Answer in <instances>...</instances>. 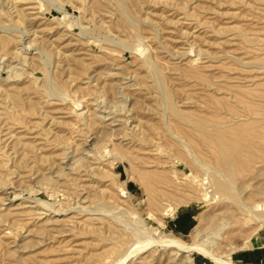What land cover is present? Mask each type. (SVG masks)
<instances>
[{"label":"rangeland","instance_id":"374dc122","mask_svg":"<svg viewBox=\"0 0 264 264\" xmlns=\"http://www.w3.org/2000/svg\"><path fill=\"white\" fill-rule=\"evenodd\" d=\"M122 1L127 21L116 0H0V264H119L152 235L124 264H176L161 236L223 221L217 253L264 264L235 258L264 253L239 206L264 192V1ZM220 145L233 195L208 199L200 183L229 178Z\"/></svg>","mask_w":264,"mask_h":264},{"label":"bare ground","instance_id":"6f19581e","mask_svg":"<svg viewBox=\"0 0 264 264\" xmlns=\"http://www.w3.org/2000/svg\"><path fill=\"white\" fill-rule=\"evenodd\" d=\"M110 1V0H109ZM112 1V0H111ZM117 1V3H118V8H119V10H120V12H121V17H123L124 18V20H126V7H125V5H124V3H122V2H124V1H122V0H116ZM264 1V0H263ZM115 3V2H114ZM116 4V3H115ZM114 4V5H115ZM116 6V5H115ZM65 14H66V12H64ZM122 18V19H123ZM67 20V19H66ZM127 21V20H126ZM125 21V22H126ZM128 21H129V19H128ZM126 23H128V22H126ZM130 24V23H129ZM12 25V24H11ZM131 26H133L132 24H131ZM4 27V26H3ZM134 28V27H133ZM2 29V28H1ZM6 29V28H5ZM137 29V28H136ZM135 29V30H136ZM2 30H4V29H2ZM135 33H137L136 31H135ZM138 33H139V31H138ZM138 33L136 34V36L138 35ZM22 34V33H21ZM140 34V33H139ZM133 36H135L134 35V33H133ZM138 36H141V35H138ZM138 36H137V38H138ZM2 38V37H1ZM134 38V37H133ZM137 38H136V40H137ZM140 38V37H139ZM4 39V38H3ZM2 39V40H3ZM134 40V39H133ZM142 40V39H141ZM7 41L6 40V38H5V40H3V41H1L0 40V45H1V43H2V46H5L4 45V43ZM4 42V43H3ZM136 42V41H135ZM6 43H8V42H6ZM9 44V43H8ZM106 44V43H105ZM141 44H142V41H141ZM24 45V44H23ZM135 45V44H134ZM137 45V44H136ZM135 45V47H139L140 46V44H138L137 46ZM142 46V45H141ZM1 47V46H0ZM25 47V46H24ZM137 48H135V49H137ZM142 48V47H141ZM129 49H132V48H129ZM134 50V49H133ZM137 50H139V49H137ZM130 51H132V50H130ZM135 51V50H134ZM138 53V52H137ZM3 58V57H2ZM44 60V59H43ZM145 60V59H144ZM26 62V61H25ZM44 63V62H43ZM10 64V63H9ZM153 65V64H152ZM155 66V65H154ZM9 67V66H8ZM152 67V66H151ZM10 69V68H9ZM8 70V69H7ZM15 71V70H14ZM154 71V70H153ZM152 71V72H153ZM11 72V71H10ZM159 72V71H158ZM157 72V73H158ZM154 73H155V71H154ZM13 75V71H12V73L10 74V76H8V77H13L12 76ZM157 75V74H156ZM159 75H160V73H159ZM14 78V77H13ZM157 78V77H156ZM153 79V78H152ZM161 79V78H160ZM160 82V81H159ZM160 84V83H159ZM48 88H50L49 87V85L47 86ZM51 89V88H50ZM158 90H159V88H158ZM54 89H51V92L52 93H54ZM49 93V92H48ZM62 93V92H61ZM121 100V99H120ZM124 108V107H123ZM127 108H128V106H127ZM110 109V108H109ZM115 110V109H114ZM116 110H118V109H116ZM124 110V109H123ZM104 111V110H103ZM130 111H132L131 109H130ZM122 112V111H121ZM128 113V112H127ZM109 115H111V114H109ZM109 115H105V116H102V117H99L100 119H105V118H107V116H109ZM120 116V115H119ZM119 119V118H118ZM116 121H119V120H113L111 123H114V122H116ZM117 123V122H116ZM120 123V122H119ZM109 127V126H108ZM198 128L201 130V129H203L201 126H198ZM114 131V130H113ZM114 133V132H113ZM143 135H141V134H135V135H133L132 134V136H133V139H136V140H139V141H142V142H144V143H146L145 141L147 140V138H149V136H146L147 134H145V133H142ZM125 136H127V134L125 135ZM129 136H131V135H129ZM150 140H151V137H150ZM151 141H153V140H151ZM148 144H150V141H149V143ZM220 149H221V153L223 154V156H224V162H223V164H224V168L226 169V172H227V174H228V176H229V178L226 176H224V175H221L220 173H218V172H212V174H213V180L210 182L211 184L209 185V186H207L206 184L207 183H209V181L207 182V181H202L201 183H200V185H202L204 188V191H205V193H204V195L206 196V197H209L208 199H210V197H211V199H219V196L217 197V194H220V193H224V194H229V195H233V193H232V189L234 188L233 186H232V181H235V176H234V173H233V169H232V166H233V164H232V162H231V160H230V156L228 155V153H227V149H226V146H224V145H220ZM91 150V149H90ZM218 151H220V150H218ZM88 153H90V152H88ZM175 156H177L176 154H175ZM178 157V156H177ZM191 157V159L193 160V162L196 164V165H198L200 168L202 167L201 166V163L199 162V160H195L196 159V157H194L193 155H191L190 156ZM119 158V157H118ZM117 159V158H116ZM121 159V158H120ZM168 160V159H167ZM179 160V159H178ZM165 162V161H164ZM161 163V162H160ZM163 163V162H162ZM163 168V167H162ZM215 169V168H214ZM166 170V169H165ZM203 170V169H202ZM216 170V169H215ZM178 171V170H177ZM181 171V170H180ZM178 173H179V171H178ZM181 173V172H180ZM185 173V172H184ZM184 173H183V175H184ZM208 174V173H207ZM211 174V173H210ZM179 175V174H178ZM175 176H176V174H175ZM180 176H182L181 174H180ZM223 176H224V178H223ZM212 178V177H211ZM179 179V178H178ZM174 180V179H173ZM177 180V179H176ZM180 180V179H179ZM186 181V180H185ZM174 182V181H173ZM178 182V181H177ZM180 182H182V181H180ZM176 183V182H175ZM179 183V182H178ZM177 183V184H178ZM180 184H184V183H180ZM188 184V183H187ZM175 185V184H174ZM185 185V184H184ZM192 185V184H191ZM40 186V185H39ZM179 186V185H178ZM177 186V187H178ZM191 187H193V185L191 186ZM174 188V187H173ZM181 188V187H180ZM179 188V189H180ZM183 188V187H182ZM202 188V187H201ZM176 189V188H175ZM178 189V190H179ZM181 190V189H180ZM190 190V189H189ZM184 191V190H183ZM182 191V192H183ZM264 192H256L255 193V195H261L262 196V198L261 199H259V200H255L253 203H251V204H246L245 202H244V200H242V199H240V203H239V206H240V209L242 210V212H243V214H244V216L246 217H248V218H250L251 220H253V221H255V222H257L259 225H261V227L262 226H264V197H263V194ZM14 194V193H13ZM15 195V197L17 198L18 196H20V194H14ZM240 198V197H239ZM256 198V197H255ZM15 199V198H14ZM37 201V200H36ZM42 201V200H41ZM41 201H37V203H38V205H37V208L36 207H33V208H35V209H37V210H44V209H48V210H53V208L50 206V207H48L47 205H45L43 202H41ZM55 210V209H54ZM175 210H176V207L175 206H173V205H170V206H168L167 208H166V210H165V212H164V214L165 215H171V216H174V212H175ZM116 212V211H115ZM45 213V212H44ZM129 214V213H128ZM131 214V213H130ZM133 217L131 216V219H132ZM137 219V222L138 223H140L141 224V229H142V231H145V232H147V233H149V234H151V228L150 227H148L147 225H145V222H144V219H142L141 217H139V218H136ZM135 219V220H136ZM134 220V219H133ZM202 221H203V219H202ZM129 222V221H128ZM135 223H137L136 221H134ZM137 225H139V224H137ZM137 225H135V226H137ZM229 226V224L228 223H226V221H223V222H221L217 227H215V228H213V229H211L210 231H208V232H205L202 228H196L195 230H194V233H193V237H194V239H195V242L194 243H192V244H189V243H187V242H185V241H183V240H181V239H176V238H174V237H171V236H161L159 239V241L158 240H156V241H158V243H160L161 245H163V246H165L166 248H169L170 250H172V251H182V252H184V254H186V256L184 257V259L183 260H181V262L179 263V262H176V264L177 263H179V264H195V262H194V259L191 257V253H199V254H201V255H203L204 257H206V258H209V259H211V260H213V262H214V264H237V263H235L232 259H225L223 256H221V255H219L218 253H217V251H216V249H217V246L220 244L219 242H220V240H222L223 239V237L225 236H223V234H224V231L227 229V227ZM133 227V226H132ZM140 228V227H139ZM140 229V230H141ZM153 232H154V230H153ZM225 233H226V231H225ZM134 235V234H133ZM134 237H135V235H134ZM138 237V236H137ZM149 237V236H148ZM139 238V237H138ZM149 239H151L152 240V243H155V241H153V240H155V237L152 235V236H150L149 237ZM137 240H139V239H137ZM140 241V240H139ZM144 241V240H143ZM143 241H141V242H143ZM262 241H264V240H262ZM141 242H139V243H141ZM146 243H144V245L142 244V245H139V246H137L136 248H135V250L133 249L134 248V246H133V250L131 249V251L125 256V257H123V260H121V262L119 263V264H124L126 261H127V259L129 258V257H131V256H136L137 254H139L140 252H142L144 249H146L148 246H150L152 243H150V241H145ZM157 243V242H156ZM253 245V244H252ZM132 247V246H131ZM250 247V237H248V238H246V242H245V244H244V246H242L241 248H238V249H235L236 251L237 250H241V249H245V248H249ZM236 248V247H235ZM234 250V251H235ZM171 264V263H170Z\"/></svg>","mask_w":264,"mask_h":264},{"label":"crops","instance_id":"0c3cea01","mask_svg":"<svg viewBox=\"0 0 264 264\" xmlns=\"http://www.w3.org/2000/svg\"><path fill=\"white\" fill-rule=\"evenodd\" d=\"M176 225L179 227V229L181 231L186 232V231H188V228L191 227L192 220L190 219V216L187 214V215L181 217V219L177 222ZM253 251H251V253H246L244 251L236 252L235 258L238 262H241V261H248V262L261 261V262H264V253H260L262 251H256L255 252L254 249H253Z\"/></svg>","mask_w":264,"mask_h":264}]
</instances>
